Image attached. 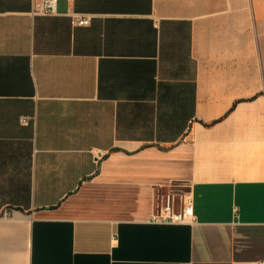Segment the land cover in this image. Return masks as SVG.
<instances>
[{
  "label": "crops",
  "instance_id": "1",
  "mask_svg": "<svg viewBox=\"0 0 264 264\" xmlns=\"http://www.w3.org/2000/svg\"><path fill=\"white\" fill-rule=\"evenodd\" d=\"M73 8L0 0V264L264 260V0Z\"/></svg>",
  "mask_w": 264,
  "mask_h": 264
},
{
  "label": "built area",
  "instance_id": "2",
  "mask_svg": "<svg viewBox=\"0 0 264 264\" xmlns=\"http://www.w3.org/2000/svg\"><path fill=\"white\" fill-rule=\"evenodd\" d=\"M60 0H32V13L41 15L58 14V6ZM69 4L68 15L71 17L74 26H88L92 23L96 14L81 13L74 10L75 0H66ZM22 124H29L30 117L22 116L20 118ZM5 216L7 213L4 214ZM152 221L158 223H184L194 222L192 196L188 191L176 190L167 194L165 198H161L160 205L151 217ZM254 264H264V260H259Z\"/></svg>",
  "mask_w": 264,
  "mask_h": 264
},
{
  "label": "water",
  "instance_id": "3",
  "mask_svg": "<svg viewBox=\"0 0 264 264\" xmlns=\"http://www.w3.org/2000/svg\"><path fill=\"white\" fill-rule=\"evenodd\" d=\"M177 190L188 191V188L187 187H177Z\"/></svg>",
  "mask_w": 264,
  "mask_h": 264
}]
</instances>
